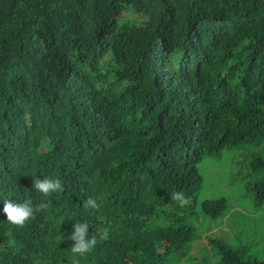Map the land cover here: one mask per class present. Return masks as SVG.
Returning a JSON list of instances; mask_svg holds the SVG:
<instances>
[{"label": "trees", "instance_id": "1", "mask_svg": "<svg viewBox=\"0 0 264 264\" xmlns=\"http://www.w3.org/2000/svg\"><path fill=\"white\" fill-rule=\"evenodd\" d=\"M232 149L264 174V0H0V264H264L193 210Z\"/></svg>", "mask_w": 264, "mask_h": 264}, {"label": "rangeland", "instance_id": "2", "mask_svg": "<svg viewBox=\"0 0 264 264\" xmlns=\"http://www.w3.org/2000/svg\"><path fill=\"white\" fill-rule=\"evenodd\" d=\"M227 153L229 155L223 158L207 157L199 164L204 181L196 200L192 203L200 205L201 200L225 196L231 203V210L235 208L236 211L231 214L230 210L229 217L220 221L211 219L202 213L199 207L194 206L193 210L201 219L199 230L215 238L223 237L234 247H238L246 258L264 261V202L257 205L253 191L257 178L264 174L260 173L254 178L251 170L247 173L238 172L235 158L240 155L235 149ZM232 162L235 167L231 165ZM223 229H228L229 233H222ZM194 246L197 247L189 254V257L195 258L192 264H220L221 256L218 250L203 245L200 239L194 242ZM171 257L169 256L168 260Z\"/></svg>", "mask_w": 264, "mask_h": 264}]
</instances>
